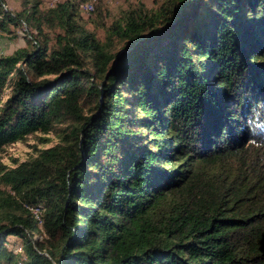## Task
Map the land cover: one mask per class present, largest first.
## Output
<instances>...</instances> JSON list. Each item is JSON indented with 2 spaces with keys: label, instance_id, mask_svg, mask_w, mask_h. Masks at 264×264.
Returning <instances> with one entry per match:
<instances>
[{
  "label": "trees",
  "instance_id": "1",
  "mask_svg": "<svg viewBox=\"0 0 264 264\" xmlns=\"http://www.w3.org/2000/svg\"><path fill=\"white\" fill-rule=\"evenodd\" d=\"M19 1L0 149L57 141L0 163V264H264V0L138 5L103 39L87 0Z\"/></svg>",
  "mask_w": 264,
  "mask_h": 264
},
{
  "label": "rangeland",
  "instance_id": "2",
  "mask_svg": "<svg viewBox=\"0 0 264 264\" xmlns=\"http://www.w3.org/2000/svg\"><path fill=\"white\" fill-rule=\"evenodd\" d=\"M63 1V0H61ZM163 0H87L79 6L80 13L89 29H93L95 34L100 38H104L105 28L116 19L120 18L122 13L127 9L138 5H144L147 9L156 8ZM208 1V0H207ZM58 0H43L44 7L54 6ZM87 2V3H86ZM46 3V4H45ZM91 5L89 10L87 5ZM209 4V1L207 2ZM5 9L18 11L21 8L19 0H5ZM97 7L100 8V14ZM26 32L21 25H10L9 31H0V55H10L19 49L27 46ZM122 47V43H115L114 50ZM11 93L9 87L3 88L0 92L2 100ZM127 95V94H126ZM46 139V141H45ZM57 141L55 132L43 134L40 132L30 134L23 141H18L4 146L0 149V163L5 166H15L17 163L24 161L36 154V149L48 147ZM39 211V209H38ZM42 234L36 233L35 239H41ZM11 242L13 251L17 252L20 247V241L12 236L7 237ZM20 253V252H19ZM22 259L20 264H22Z\"/></svg>",
  "mask_w": 264,
  "mask_h": 264
},
{
  "label": "water",
  "instance_id": "3",
  "mask_svg": "<svg viewBox=\"0 0 264 264\" xmlns=\"http://www.w3.org/2000/svg\"><path fill=\"white\" fill-rule=\"evenodd\" d=\"M197 8H198V3H197V0H195L193 5H192L191 12L195 11ZM191 12L188 10L185 14L181 15L180 18L186 19ZM123 51H128V49L127 50H124V49L120 50V52H123Z\"/></svg>",
  "mask_w": 264,
  "mask_h": 264
},
{
  "label": "bare ground",
  "instance_id": "4",
  "mask_svg": "<svg viewBox=\"0 0 264 264\" xmlns=\"http://www.w3.org/2000/svg\"><path fill=\"white\" fill-rule=\"evenodd\" d=\"M87 8H89V10H91L92 6L89 4V5H87Z\"/></svg>",
  "mask_w": 264,
  "mask_h": 264
}]
</instances>
